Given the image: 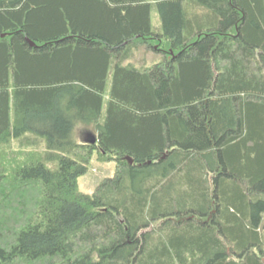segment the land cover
Wrapping results in <instances>:
<instances>
[{
  "label": "trees",
  "instance_id": "1",
  "mask_svg": "<svg viewBox=\"0 0 264 264\" xmlns=\"http://www.w3.org/2000/svg\"><path fill=\"white\" fill-rule=\"evenodd\" d=\"M0 264H264V0H0Z\"/></svg>",
  "mask_w": 264,
  "mask_h": 264
},
{
  "label": "rangeland",
  "instance_id": "2",
  "mask_svg": "<svg viewBox=\"0 0 264 264\" xmlns=\"http://www.w3.org/2000/svg\"><path fill=\"white\" fill-rule=\"evenodd\" d=\"M156 14L157 12H154L156 19H158ZM155 57V51H146L145 48H140L139 52L134 55L132 62L137 65H145V63L148 64L153 61ZM97 135L98 132L91 126H79L75 133L76 140L80 144L91 143L93 140L97 139ZM11 146L12 148L3 146L1 149L9 151L16 150V147H18L17 142H13ZM43 146L44 145H42V147ZM107 159V157L99 156L97 153L93 154L89 164L88 173L81 176L78 180L81 192L92 195L105 179L114 177L117 171L116 163L108 161Z\"/></svg>",
  "mask_w": 264,
  "mask_h": 264
},
{
  "label": "water",
  "instance_id": "3",
  "mask_svg": "<svg viewBox=\"0 0 264 264\" xmlns=\"http://www.w3.org/2000/svg\"><path fill=\"white\" fill-rule=\"evenodd\" d=\"M27 41L30 43V45L32 47H36V44L32 41H30L29 39H27ZM92 143H96V140H93ZM130 161L131 164H133V161L131 159H128Z\"/></svg>",
  "mask_w": 264,
  "mask_h": 264
}]
</instances>
